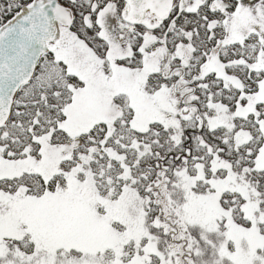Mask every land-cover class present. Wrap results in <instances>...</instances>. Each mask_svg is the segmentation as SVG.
I'll list each match as a JSON object with an SVG mask.
<instances>
[{
	"label": "snow or ice",
	"instance_id": "obj_1",
	"mask_svg": "<svg viewBox=\"0 0 264 264\" xmlns=\"http://www.w3.org/2000/svg\"><path fill=\"white\" fill-rule=\"evenodd\" d=\"M0 264H264V0H0Z\"/></svg>",
	"mask_w": 264,
	"mask_h": 264
}]
</instances>
